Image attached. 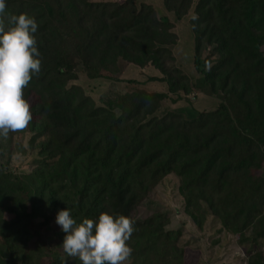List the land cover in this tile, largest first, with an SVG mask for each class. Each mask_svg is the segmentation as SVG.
Here are the masks:
<instances>
[{"label":"trees","instance_id":"obj_1","mask_svg":"<svg viewBox=\"0 0 264 264\" xmlns=\"http://www.w3.org/2000/svg\"><path fill=\"white\" fill-rule=\"evenodd\" d=\"M162 5L167 15L136 0H5L6 13L35 18L41 64L23 90L32 119L0 139V264H80L60 247L55 216L66 207L77 222L102 212L130 218L126 264H190L182 229L166 230L162 214L132 217L171 175L198 229L211 216L240 246L264 238V0ZM187 16L194 68L221 97L215 110L193 118L159 114L195 88L172 53L173 21ZM123 64L150 74L119 80ZM79 72L109 82L97 102L72 84ZM154 83L167 92L143 89ZM25 135L32 170L13 174L10 146Z\"/></svg>","mask_w":264,"mask_h":264},{"label":"rangeland","instance_id":"obj_2","mask_svg":"<svg viewBox=\"0 0 264 264\" xmlns=\"http://www.w3.org/2000/svg\"><path fill=\"white\" fill-rule=\"evenodd\" d=\"M100 1L121 4L125 0ZM136 2L137 4L141 2L150 4L158 15L165 13L162 0H136ZM189 18L187 16L179 22L173 21L177 44L172 48V53L174 64L191 84L195 85V88L188 96H184L176 103L165 102L159 114L182 112L187 118H193L198 113L215 110L221 103L220 96L213 95L205 85L201 84V74L194 68V37L188 25ZM149 71L150 69L139 70L123 64V73L119 80L135 79L144 82L145 74H150ZM72 84L80 86L86 95L97 102L98 96L106 91L109 82L88 80L79 72L78 80ZM143 89L149 92H167L166 86L159 83L145 84ZM171 97L175 99L174 96ZM29 137L25 135L23 138L13 139L10 146L9 172L18 175L31 172L33 153L28 151ZM2 147L9 150L5 142H2ZM179 183V179L175 176L166 177L148 194L146 199L138 204L132 213L133 219L144 221L156 214H162L168 219L166 230L182 229L183 238L180 244L184 248V244L188 243L189 247L185 248V253L190 264H248L252 256L262 255L264 257V238L258 240L256 245L247 243L245 246H240L236 235L222 230L211 216L207 217L202 229H198L184 212V201L179 193Z\"/></svg>","mask_w":264,"mask_h":264},{"label":"clouds","instance_id":"obj_3","mask_svg":"<svg viewBox=\"0 0 264 264\" xmlns=\"http://www.w3.org/2000/svg\"><path fill=\"white\" fill-rule=\"evenodd\" d=\"M0 139L24 129L32 119L24 88L40 72V53L35 33L38 25L27 14H8L0 0ZM55 223L64 233L60 247L80 264H124L132 253L127 241L133 221L124 215L100 213L95 220L77 222L66 207L57 212Z\"/></svg>","mask_w":264,"mask_h":264}]
</instances>
